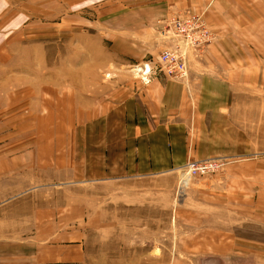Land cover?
I'll return each mask as SVG.
<instances>
[{"label": "crops", "instance_id": "crops-1", "mask_svg": "<svg viewBox=\"0 0 264 264\" xmlns=\"http://www.w3.org/2000/svg\"><path fill=\"white\" fill-rule=\"evenodd\" d=\"M184 11L202 14L215 35L199 55L188 53L185 82L157 69L147 81L115 69L103 82L99 71L91 77L90 88L75 77L73 90L64 91L62 102L75 106L76 119L73 125L72 120L62 121L61 127L77 128L82 134L89 127L97 130L95 134L62 138L58 148L51 146L54 138L48 135L42 139L45 143L36 144L30 163H18L26 154L17 158L0 153V223L11 225L6 237L0 231V264H86L83 225L89 209L81 194L68 202L62 196L66 188L79 192L80 184L89 182L92 187L136 183V188L145 184L158 188L159 179L172 188L189 160L245 155L242 128L231 109L237 86L247 79L251 67L247 62L258 51L252 39L264 30V0H158L128 8L123 14L129 18L123 23L112 28L106 24L113 43L118 42L116 35L125 43L119 56L113 53V60L121 58L127 64L149 57L155 47L161 51L168 42L158 33L160 20ZM88 103L92 114L100 107L97 119H79ZM58 127L50 122L51 129ZM70 141L74 147L67 151L64 146ZM244 160L249 159L230 161L210 177L191 180L173 210L183 234L176 237L170 264H264V215L255 211L260 201L252 167ZM68 178L76 183L70 184ZM35 183H41L36 192ZM8 192L33 193L25 210L32 231L24 237L14 230L20 213L3 212Z\"/></svg>", "mask_w": 264, "mask_h": 264}, {"label": "rangeland", "instance_id": "rangeland-1", "mask_svg": "<svg viewBox=\"0 0 264 264\" xmlns=\"http://www.w3.org/2000/svg\"><path fill=\"white\" fill-rule=\"evenodd\" d=\"M154 1L158 0H0V153L16 157L26 154V160L18 163H30L36 144L41 146L42 139L48 135L54 138L51 146L58 148L57 142L62 138H85L93 132L95 134L97 130L89 127L83 129V134L77 128L61 127L62 121L72 120L73 125L76 119L75 106L69 104L66 107L62 102L64 91L73 90L75 77L83 79L90 88L91 77L99 71L103 82L112 78L115 69L128 70L140 79L131 71L139 67L138 64L156 66L158 47L151 50L149 57L137 62L125 64L121 58L114 61L113 53L117 52L119 56L125 43L117 35L118 42L113 43L114 36L106 29L107 23L112 28L114 24L123 23L126 16L129 18L127 13L125 17L123 14L128 8ZM252 42L258 51L247 62L251 66L247 69V79L237 86L231 109L236 123L242 128L245 155L223 158L227 160L226 164L236 159H249L244 161L247 167H252L255 196L260 201L255 211L264 215L263 29ZM135 53L140 52L135 49ZM86 107H83L82 114L79 113V119H97L100 107L99 113L95 111L93 114L89 103ZM50 122L59 124V127L51 129ZM70 143L64 146L67 151L74 147L73 141ZM226 164L215 173L202 175L185 176V170H182L172 188L161 179L158 188L151 184L136 188V183L125 187L116 185V188L105 183L92 187L90 182L80 184L79 192H74V187L66 188L62 196L66 195L68 202H74L81 194L79 197L89 209L87 215L90 216L83 225L87 236L86 264H170L176 237L183 234L179 219L175 221L174 207L181 202L191 180L210 177L222 171ZM67 181L76 183L75 178ZM40 184L35 183L34 192L41 189L37 187ZM135 190L138 192L134 193ZM48 194L54 195L52 192ZM12 195L15 196L10 198ZM40 195L34 194L36 198ZM4 196L7 201L3 202V212L11 214V210H15L21 215L14 225L18 237L30 234L32 224L27 223L25 210L29 209L26 199L33 193L8 192ZM109 200L112 202L107 203ZM123 214L126 218L122 220ZM5 223H0L3 237L8 235L11 227L10 223Z\"/></svg>", "mask_w": 264, "mask_h": 264}, {"label": "built area", "instance_id": "built-area-1", "mask_svg": "<svg viewBox=\"0 0 264 264\" xmlns=\"http://www.w3.org/2000/svg\"><path fill=\"white\" fill-rule=\"evenodd\" d=\"M160 23L159 32L168 44L159 52L157 65L138 64L139 69L132 71L144 81L149 80L154 75V70L157 69L169 78L185 82L189 74L188 53L199 55L215 38L214 32L207 26L202 14L189 11L161 19ZM226 161L220 156L189 160L182 170H185V176L215 173L226 164Z\"/></svg>", "mask_w": 264, "mask_h": 264}, {"label": "bare ground", "instance_id": "bare-ground-1", "mask_svg": "<svg viewBox=\"0 0 264 264\" xmlns=\"http://www.w3.org/2000/svg\"><path fill=\"white\" fill-rule=\"evenodd\" d=\"M137 69H139V68L136 67L135 70H137ZM135 70H134V71H135ZM186 182H187V178L185 177V183H184V184H186Z\"/></svg>", "mask_w": 264, "mask_h": 264}]
</instances>
